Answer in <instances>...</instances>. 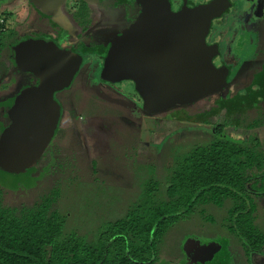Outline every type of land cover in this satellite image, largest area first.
<instances>
[{
    "label": "rangeland",
    "instance_id": "obj_1",
    "mask_svg": "<svg viewBox=\"0 0 264 264\" xmlns=\"http://www.w3.org/2000/svg\"><path fill=\"white\" fill-rule=\"evenodd\" d=\"M111 1L87 5L88 14L81 12L85 8L77 10L76 0L51 11L31 0L0 3V37L14 33L13 47L19 39L53 35L63 45L79 40L73 50L86 57L70 86L56 93L61 128L66 129H58L41 157L23 172L0 165L2 203L20 209L55 198L62 235L74 233L89 244L98 242L108 223L125 216L148 183H157V200L166 199L175 146L201 140L212 128L233 139L255 138L264 148V0H230L229 10L213 23L209 40L221 41L219 59L233 66L229 82L156 110L142 106L131 82L114 86L103 79L102 58L110 47L106 35L117 36L109 20L125 16V0ZM134 21L132 16L128 27ZM241 22H248L244 36L235 34ZM243 29L242 24L239 32ZM229 38L237 41L232 52L223 47ZM35 83L10 52L0 55V134L10 123L7 111L17 94ZM252 197L253 223L264 234V196ZM230 204H207L203 214L196 209L181 217L164 234L154 264H264V251L248 253L223 226Z\"/></svg>",
    "mask_w": 264,
    "mask_h": 264
},
{
    "label": "trees",
    "instance_id": "obj_2",
    "mask_svg": "<svg viewBox=\"0 0 264 264\" xmlns=\"http://www.w3.org/2000/svg\"><path fill=\"white\" fill-rule=\"evenodd\" d=\"M14 35L0 37V55L13 56ZM172 151L166 199L157 200V183H148L139 200L124 217L108 223L95 244L74 233L62 235L55 198L18 209L3 205L0 189V264H154L173 224L196 209L203 214L207 204L221 207L227 200L231 204L223 226L241 239L248 253L264 251V234L253 223L252 195L264 196V148L258 140L233 139L209 128L205 138Z\"/></svg>",
    "mask_w": 264,
    "mask_h": 264
},
{
    "label": "water",
    "instance_id": "obj_3",
    "mask_svg": "<svg viewBox=\"0 0 264 264\" xmlns=\"http://www.w3.org/2000/svg\"><path fill=\"white\" fill-rule=\"evenodd\" d=\"M31 1L50 8L66 0ZM140 1L135 22L110 42L102 61L105 81H131L151 110L189 101L226 82L230 69L213 62L218 45L206 39L213 21L230 7L229 0L195 5L181 0L176 11L170 0ZM13 58L20 70L37 79L17 94L7 111L10 123L0 134V165L20 173L41 157L55 135L62 116L55 94L70 86L83 57L53 39L28 37L13 47Z\"/></svg>",
    "mask_w": 264,
    "mask_h": 264
},
{
    "label": "flooded vegetation",
    "instance_id": "obj_4",
    "mask_svg": "<svg viewBox=\"0 0 264 264\" xmlns=\"http://www.w3.org/2000/svg\"><path fill=\"white\" fill-rule=\"evenodd\" d=\"M3 1V0H2ZM77 1V10L78 9H84L85 8V10H81V12H84L85 11V13L87 12V5H89V4H92V3H98V2H96L97 0H95L94 2H92V3H88V2H84V1H81V0H76ZM113 1V2H112ZM110 3H114V1H116V0H112ZM120 1V0H119ZM130 1H132V0H130ZM208 0H205V1H196V0H188V5H195V4H200V3H205V2H207ZM125 3H124V5H122L123 7H124V12H125V16L124 17H121V18H119L118 20H115V19H111V20H109V22L112 24V29H116L117 31H116V33H117V36H115V37H108L107 35H106V38H107V42H108V44H110V42L111 41H113L116 37H118V36H120V34L128 27V25H129V21H131V18H132V16L134 17V20H136L137 19V17L139 16V14L141 13V10H142V5H141V1L140 0H134L133 1V4H134V7L132 8V6L129 8L128 6H127V4L129 3V0H125L124 1ZM170 2H171V5H172V9H173V11H176V10H178V8H179V6H180V4H181V0H170ZM229 2H230V6H231V1L229 0ZM1 3V2H0ZM108 5H111V4H108ZM114 6H119V4H114ZM60 7V5H58V6H55V7H50V8H46V7H42L44 10H46V11H51L52 9L53 10H57L58 8ZM228 10H229V8H228ZM227 10V11H228ZM226 11V12H227ZM84 14V13H83ZM87 14H88V12H87ZM88 15H86L85 17H87ZM221 17V16H220ZM220 17H218V18H220ZM258 17H260V16H256V17H254L255 18V20H257V18ZM215 19L214 21H213V23L215 22V21H218L219 19ZM94 19L95 20H97V18L96 17H94ZM109 22H105L106 24H108ZM135 22V21H134ZM213 23H212V26H211V29H210V33H209V35H208V37H207V39H206V41L209 43V44H212V43H217V45H218V50H219V52H218V54L216 55V56H214L213 57V62L217 65V64H220V63H222V64H224V65H226L227 67H229V69H230V72H229V75H228V77H227V79H226V82H229V80H230V78H231V75H232V72H233V66H231V65H229V64H226L223 60H221V59H219V55H220V53H221V46H222V44H221V41L220 40H213V41H211V40H209V36H210V34H211V32H212V29H213ZM247 23L248 22H246V23H244V22H241L240 23V25L238 26L239 28L237 29V31L235 32V34H239V33H241L242 34V36H244V35H246V33H247V31H248V29H247ZM242 24H243V26H244V29L243 30H241L240 32H239V30H240V28H241V26H242ZM93 26V25H92ZM252 26V25H251ZM250 26V27H251ZM32 27H33V25H32ZM248 28H249V25H248ZM62 29V28H61ZM250 29V28H249ZM67 31V30H66ZM32 31H30L29 33H31ZM68 32V31H67ZM90 32V31H89ZM91 33V32H90ZM108 33V32H107ZM248 35H249V33H248ZM237 35H235V37H236ZM39 37H43V38H46V39H53L58 45H60V46H62V47H66V48H70L71 50H73L74 49V44L76 43V42H79V40L77 41H75V43L73 44V45H63L59 40H57V39H55V37L52 35H50L49 37H44V36H39ZM58 38V37H57ZM218 39H220V37L218 38ZM225 39V38H224ZM223 39V40H224ZM230 39V40H229ZM229 39H227V41L225 40V42L223 43V47H225V50H226V52H228L227 50L229 49V50H231V52H232V49H231V46L233 47L234 45H235V48H236V45H237V41H236V39H234V38H229ZM241 38H239L238 39V41H241L240 40ZM20 41V40H19ZM82 41V40H81ZM230 41V42H229ZM17 43V42H16ZM77 44V43H76ZM78 44H80V43H78ZM238 44H240V42L238 43ZM16 45V44H15ZM81 45V44H80ZM85 45V44H84ZM244 44H242L241 43V45H240V49H242V46H243ZM81 47L82 48H84V49H86V47H84V46H82L81 45ZM74 51V50H73ZM75 52H77V51H75ZM78 53V52H77ZM80 55H82V57H83V63H82V66H83V64L85 63V61H86V57H85V55H83V54H81V53H79ZM103 58H104V56H103ZM103 58H102V61H103ZM215 58H216V60H215ZM81 66V67H82ZM77 75V74H76ZM36 81H37V79H36ZM124 81H129V80H123L122 82H120L121 84H123V82ZM107 82V81H106ZM129 82H131V81H129ZM109 83V82H108ZM109 84H111V83H109ZM131 84H132V82H131ZM111 85H114V86H116V85H118V83H116V84H111ZM133 85V84H132ZM134 88V87H133ZM136 92V91H135ZM56 95V94H55ZM138 95V94H137ZM203 95V94H202ZM140 98V97H139ZM57 99V98H56ZM141 102L143 103V101L141 100ZM143 106V105H142ZM61 119H60V123H59V126H58V128H59V130H64V129H66V128H64V129H62L61 128ZM264 250V249H263ZM263 252V251H262Z\"/></svg>",
    "mask_w": 264,
    "mask_h": 264
}]
</instances>
